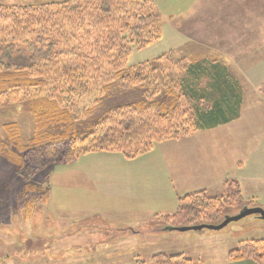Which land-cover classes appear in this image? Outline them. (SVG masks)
<instances>
[{"label": "trees", "instance_id": "1", "mask_svg": "<svg viewBox=\"0 0 264 264\" xmlns=\"http://www.w3.org/2000/svg\"><path fill=\"white\" fill-rule=\"evenodd\" d=\"M161 23L149 0L0 6V109L20 106L33 128L32 137L23 142L16 123L2 125L0 157L24 173L31 169L34 176L48 165L70 164L93 153L133 160L155 145L237 120V83L215 60L188 64L176 86L158 76L159 59L125 66L129 45L141 49L159 41ZM135 88L143 91L141 100L109 109L82 135L76 133V123L93 116L114 89ZM259 93L264 96V81ZM83 100L89 105L76 115L77 102ZM223 186L229 191L226 197H209L204 191L180 197L175 213L162 216L158 227L193 226L202 215V224L218 225L229 208L257 207L244 200L235 181ZM23 191L22 216L28 221L49 201V193L28 179ZM227 259L264 264V240L239 242ZM150 263L195 264L182 255L162 253Z\"/></svg>", "mask_w": 264, "mask_h": 264}, {"label": "rangeland", "instance_id": "2", "mask_svg": "<svg viewBox=\"0 0 264 264\" xmlns=\"http://www.w3.org/2000/svg\"><path fill=\"white\" fill-rule=\"evenodd\" d=\"M61 1L63 0H0V6H36ZM149 1L162 19L160 40L141 49L131 43L125 66L159 59L156 68L158 76L168 77V82L174 81L172 84L176 86L188 64L215 60L226 70L228 77L240 85L237 90L240 100L238 119L218 130L199 131L201 134L194 133H199L197 136L192 134L177 141L155 145L149 153L133 160L121 159L123 157L119 154L93 153L79 157L70 164L48 165L34 176L29 175L31 169H26L24 173L0 157V264H24V240L31 237L30 225L39 221L24 223L23 190L27 179L48 189L49 201L36 211L42 212V215L58 211L72 214V207L74 210L77 207L76 214L79 215L88 212L89 216L100 217V213L110 216L131 213L134 217V211L137 210L140 214L149 216L150 224H156L162 216L175 213L178 199L189 193L206 192L208 189L209 197H226L229 191L224 190L225 186L221 189L219 182L225 176L237 179L242 186L243 182L244 200H250L256 204L257 207L254 208L264 210V100L253 88L254 76L264 74V33L261 27L264 22V0H245L246 4H237L235 0ZM246 6L248 9L244 11ZM240 23L242 26L238 25ZM244 27L246 39L245 36L238 37L236 41L232 39L237 35L231 37L229 33L234 30L241 31ZM251 27L253 33L249 29ZM197 37L205 42L198 43L195 39ZM253 54L254 57H251ZM159 69L163 70L162 73ZM263 81L264 77L259 87ZM142 95L140 88L128 91L114 89L99 104L93 116L76 123V133L82 135L109 109L139 101ZM90 98L93 99V96ZM88 102L89 100L77 102L76 115H82L89 105ZM20 110L18 105L0 109V136H3L2 125L13 122L18 125L23 142L32 137L31 117ZM233 114L234 112L231 113ZM203 136L210 137L205 140ZM153 158L159 160L163 166L157 168L151 165L146 172L136 170V164ZM99 172V178L104 182L117 183L125 177L128 183L141 184L144 198L142 193V201L120 203L115 195L110 198L104 192L102 194L101 186L90 190L85 187L86 181L78 180ZM100 179L97 180L101 181ZM147 182H151L157 191H150L146 187L149 185ZM169 199L173 201V206L168 203ZM81 208L85 209L84 213L79 211ZM243 209H227L221 217L222 221L237 215ZM200 217L194 219L191 225L205 223L206 216ZM51 221L54 225L61 223ZM156 230L157 233L168 232L161 227ZM60 231L61 229H56L55 233L60 234ZM162 240L160 238L153 244L154 249H158L159 245H166ZM166 240L173 253H183L176 255L194 260L195 264L238 263L227 259L228 252L235 249L241 241L264 240V221L249 216L216 232H170L166 234ZM38 256L40 258L34 259V263L69 264L67 259L64 262H52L49 260L50 254L46 252H41ZM197 259L200 262H196Z\"/></svg>", "mask_w": 264, "mask_h": 264}, {"label": "crops", "instance_id": "3", "mask_svg": "<svg viewBox=\"0 0 264 264\" xmlns=\"http://www.w3.org/2000/svg\"><path fill=\"white\" fill-rule=\"evenodd\" d=\"M235 3L246 4L247 2L245 0H235ZM247 9L248 7L246 6V8H244V11H247ZM238 25L242 26L241 23ZM261 27L264 33V22L261 24ZM249 29L253 33V28L251 27ZM229 34L231 35V37H233V35H237L232 38L236 41L238 37H243L246 35L245 27L241 28V31L234 30ZM229 34L228 36H230ZM219 37L221 36H218L217 38ZM195 39L198 40V43L205 42L201 41L199 37ZM214 43H216V41H214ZM251 57H254V54ZM228 74L230 76L229 72ZM263 77L264 74L258 77L254 76L253 88L259 96V83ZM236 86V88L239 89L240 85ZM262 97V99L264 100V96ZM233 122L234 121L228 124L220 125L212 130H218L219 128L229 125ZM199 133L201 134V132ZM199 133L194 134L193 136H197L199 135ZM208 137L210 136H203L205 140H207ZM170 157L173 156H168V158ZM154 161L156 162L155 164ZM151 165H155L157 168L159 166H163L159 162V160L153 158L147 159L143 163L136 164V170L139 169L143 172H146L149 168H151ZM241 168H243V165L241 166ZM100 175V172L97 173V175L94 174V176L88 174L85 179L78 180L86 181L85 187L89 188L90 190H94V188H96L97 186H101L100 188L102 194L104 192L110 198L115 195L114 197L119 198L118 201L120 203H124L125 201L137 202L140 200L143 193L140 189L141 184H135L134 182L128 183L124 179L125 177L117 183L104 182L102 181V178H99ZM124 175L126 174L124 173ZM145 175L146 174L143 175V178H145ZM97 179H100L101 181ZM225 181H235L239 187L241 195L243 196L245 194L243 182L242 186L240 181H238L237 179H231L228 176H225L219 181L222 185L221 189L225 188L223 186ZM147 184L144 183V185H147L146 187L150 191H157V188L153 187L151 185V182H147ZM83 186L84 185H81V187ZM205 191L206 194H209L208 189H206ZM168 192L170 193V190H168ZM144 196L145 195L143 193V198ZM168 203L173 206V201H171L170 199ZM72 204H74V206L76 205L74 201L72 202ZM72 210V214L67 213L66 211H58L49 215H42V212H36L32 215L31 219H29L28 222L39 221L36 224L30 225L31 237L24 240V253L26 254V256L24 257V264H33L34 259L40 258L38 254L41 252L50 254L49 260H51L52 262H64L67 259L69 261V264H140L139 262H143L142 264H151L150 258L158 253H162L165 255L183 254L176 252L173 253L171 251V248L168 244L169 242L168 240H166V234L170 232L157 233L156 229L159 228L157 222L156 224H150L148 219L149 216L140 214L139 212H137V210L134 211V217L131 213H127L125 215L119 213L111 216L100 213V217L89 216L88 212L79 215L76 214L78 212L77 207L75 208V210L74 207H72ZM79 211L84 213L85 209L81 208L79 209ZM84 215L86 216L83 217ZM51 220L59 221L61 223L58 225H54L51 223ZM78 221H81V223L77 224ZM25 222L27 223V221H24V223ZM56 229H61V233L56 234ZM160 238L163 239L162 242L166 245H159L158 249H154V245L159 241ZM191 261L195 263L194 260ZM196 262H200V259H197ZM34 264H38V262H35ZM210 264L218 263L212 262ZM220 264H222V262ZM232 264L255 263L251 261H242Z\"/></svg>", "mask_w": 264, "mask_h": 264}, {"label": "water", "instance_id": "4", "mask_svg": "<svg viewBox=\"0 0 264 264\" xmlns=\"http://www.w3.org/2000/svg\"><path fill=\"white\" fill-rule=\"evenodd\" d=\"M249 216H256L258 219L264 221V210L262 208H244L237 215L225 218L218 225L201 224L198 226L179 227V228L166 227V230L168 232H179V233H184V232H188V231L199 232L202 230H208V231L216 232V231H220V230L224 229L230 223L238 222V221H240L246 217H249Z\"/></svg>", "mask_w": 264, "mask_h": 264}]
</instances>
